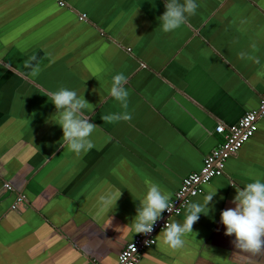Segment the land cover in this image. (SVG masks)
Segmentation results:
<instances>
[{"label": "crops", "instance_id": "crops-1", "mask_svg": "<svg viewBox=\"0 0 264 264\" xmlns=\"http://www.w3.org/2000/svg\"><path fill=\"white\" fill-rule=\"evenodd\" d=\"M195 2V15L165 33V0H0V264H116L148 182L172 197L221 143L215 126H234L257 106L264 0ZM32 55L35 76L23 67ZM118 73L132 119L103 122L125 111L108 94ZM61 87L93 105L82 111L97 125L94 147L79 155L60 147L47 93ZM255 179L264 182V119L189 200L202 204L217 190L184 246L169 248L157 232L137 264H264V251L235 248L220 224L234 188ZM185 210L169 223H183Z\"/></svg>", "mask_w": 264, "mask_h": 264}, {"label": "clouds", "instance_id": "clouds-1", "mask_svg": "<svg viewBox=\"0 0 264 264\" xmlns=\"http://www.w3.org/2000/svg\"><path fill=\"white\" fill-rule=\"evenodd\" d=\"M197 7L195 0H182V2L181 0H165V11L158 18L161 30L165 33L176 30L185 24L190 16L195 15ZM245 56V53L239 54L241 59ZM247 58L253 59L250 56ZM36 60V55H32L23 65L24 68L30 70L29 74L32 76L39 72L38 63H33ZM256 62L259 61L256 60ZM126 83L127 78L122 73L113 77L108 94L120 102L125 111L104 115L101 117L103 122L112 123L132 119L131 114L126 111L128 107V92L124 87ZM47 96L59 118L57 125L62 130L61 140L63 141L60 147L66 146L69 151L77 155L83 151L91 150L94 144L90 136L97 125L91 123L89 118L83 115L82 110L93 105L89 104L83 95L79 96L76 91L64 87L48 92ZM234 189L235 196L231 201L234 207L220 213V224L225 229L224 235L234 237L232 243L235 248L260 253L264 251V182L255 179L243 188L236 187ZM216 191L207 195L202 204L189 202L186 205L183 223H164L161 233L162 243L171 249L182 248L185 244L183 237L188 233H193V225L199 220L201 214H208L210 210L208 206L216 195ZM170 199L171 193L163 191L156 183L148 182L146 192L141 193L137 200L139 203L135 216L124 227L135 234L148 235L152 233L154 225L163 218L162 214L171 210ZM221 199L223 198L221 197ZM105 202L107 201L105 200Z\"/></svg>", "mask_w": 264, "mask_h": 264}, {"label": "built area", "instance_id": "built-area-1", "mask_svg": "<svg viewBox=\"0 0 264 264\" xmlns=\"http://www.w3.org/2000/svg\"><path fill=\"white\" fill-rule=\"evenodd\" d=\"M58 5L62 6V3L59 2ZM83 19L84 15L78 17L79 21ZM259 119H264V94L259 97L257 106L246 111L236 125L227 128L222 125L215 126L214 132L221 136V143L202 158L198 171L189 173L181 180L169 201L171 210L162 214L163 218L154 225L153 232L148 235L135 234L118 252L116 264H137L140 253L155 244V235L163 231L164 223H169L171 217L178 216L191 198L200 195L205 185L222 175L226 160L235 155L241 146L253 136ZM3 189L8 190L9 186L4 184ZM21 202V198L16 199L10 208L18 209Z\"/></svg>", "mask_w": 264, "mask_h": 264}]
</instances>
